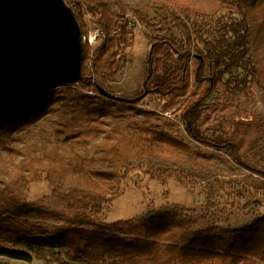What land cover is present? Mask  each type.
Here are the masks:
<instances>
[{
    "label": "trees",
    "instance_id": "obj_1",
    "mask_svg": "<svg viewBox=\"0 0 264 264\" xmlns=\"http://www.w3.org/2000/svg\"><path fill=\"white\" fill-rule=\"evenodd\" d=\"M156 1L170 6L180 23L193 19L196 27L211 25L216 38L207 44L206 54L194 43L190 32L186 47H179L169 38L151 39L148 60L151 75L164 68V50L182 61L179 73L169 83L148 81L150 94L164 101L163 105L157 100L155 104L163 112L180 113L191 139L206 147L227 149L237 163L248 169L246 177L229 184L240 182L249 193L264 195V164L243 162L238 142L217 141L203 128L206 113L214 108L206 102L216 90L224 97L223 103L215 107L220 112H229L236 101L253 96L255 88L264 100V0H210V6L191 0ZM66 2L75 10L84 36H88L84 5L95 10L103 41L95 48L88 40L83 42L82 79L61 85L69 92L65 98L72 96L76 105H82L93 94L118 107L139 106L141 101L125 103L102 96L98 86L108 89L125 63L126 50L133 39V22L128 13H133L143 25L151 26L150 22L126 0ZM190 62H194L193 68ZM194 84L195 91H191ZM50 92L16 115L0 120V135L42 118L51 104ZM72 135L79 139L77 133ZM135 138L138 149L129 133L117 135L105 147L113 165L109 171L90 174L85 170L87 161L79 156L65 164L59 160L41 164L31 158L18 163L16 181L0 189V255L30 261V251L51 246L65 250L71 258L94 264L102 263L110 253L115 257L113 264H264V214L241 228L222 227L216 213L204 215L183 205L144 220L101 219L100 209L111 207L117 198L110 187L120 186L128 178L130 155L135 149L144 155L160 157L192 153L188 144L163 128H148L137 132ZM70 167L73 170L67 172ZM75 175L88 189L74 188L67 194L61 180ZM157 176H176L187 181L186 175L174 168ZM43 180L50 186L49 197H67L68 210L58 223H50L46 220L47 211L34 208L20 196L22 189ZM222 183L217 192L225 189ZM33 214H39L35 221L31 220Z\"/></svg>",
    "mask_w": 264,
    "mask_h": 264
},
{
    "label": "rangeland",
    "instance_id": "obj_2",
    "mask_svg": "<svg viewBox=\"0 0 264 264\" xmlns=\"http://www.w3.org/2000/svg\"><path fill=\"white\" fill-rule=\"evenodd\" d=\"M211 1L191 0L192 3L207 6L211 5ZM126 2L151 26L141 24L133 13H128L133 22V39L126 50L125 63L108 89L118 95L136 97L144 92L146 82V97L140 100L139 106L118 107L101 100L98 95L90 94V98L82 105H76L72 96L65 98L69 94L67 88H53L49 95V110L42 118L0 135V189L16 181L17 164L27 158L37 159L41 164L53 160L65 164L67 160L79 156L87 161L85 170L88 173L109 171L113 165L105 147L112 144L117 135L132 134L134 146L138 149L135 138L137 132L163 128L188 144L192 153L187 156L160 157L144 155L135 149L130 155L131 171L128 178L120 186L110 187L117 198L111 207L100 209L101 219L144 220L183 205L204 215L216 213L220 216L222 227L241 228L250 225L260 214H264V195L249 193L240 182H233L234 185L228 183L246 177L248 169L237 163L234 154L227 149L206 147L191 139L181 114L171 110L163 112L155 102L157 100L163 105L164 101L149 91L148 81L152 80L153 84L169 83L182 67L180 59L164 50V68L151 75L148 60L152 38H169L179 47H186L190 32L194 43L206 54V46L216 38V30L211 25L196 27L193 19L180 23L170 6L157 3L156 0ZM84 9L83 20L89 36L98 32L100 34L101 25L95 10L88 5H84ZM102 41L100 34L92 46L95 48ZM190 64L193 68L194 62ZM195 87L194 84L191 91H195ZM223 101L219 90L207 100L206 105L214 108L206 113L204 130L217 141L238 142V154L243 162L264 164V100L260 92L255 88L253 96L236 101L229 112L216 111L217 104L221 105ZM108 105H111V109ZM72 133H77L79 139ZM169 168L183 172L187 181L176 176H157V173ZM71 170V167L67 168V172ZM76 178V175L72 178L66 176L61 180V186L67 194L74 188L88 189ZM221 183L225 189L217 192V186ZM19 193L34 208L47 211L49 215L46 220L50 223H58L68 210L66 196L55 199L49 197L51 189L46 180L33 183ZM38 217L39 214H33L31 220L35 221ZM30 254V261L0 255V264H94L71 258L58 247L36 248ZM114 260V254L110 253L99 264H113Z\"/></svg>",
    "mask_w": 264,
    "mask_h": 264
},
{
    "label": "water",
    "instance_id": "obj_3",
    "mask_svg": "<svg viewBox=\"0 0 264 264\" xmlns=\"http://www.w3.org/2000/svg\"><path fill=\"white\" fill-rule=\"evenodd\" d=\"M84 32L66 0H0V120L49 90L82 79ZM136 97L98 86L102 96L136 103Z\"/></svg>",
    "mask_w": 264,
    "mask_h": 264
},
{
    "label": "built area",
    "instance_id": "obj_4",
    "mask_svg": "<svg viewBox=\"0 0 264 264\" xmlns=\"http://www.w3.org/2000/svg\"><path fill=\"white\" fill-rule=\"evenodd\" d=\"M99 35H100L99 32L93 36H89V34H88V36H84V41L88 40V42L92 45L94 40H96Z\"/></svg>",
    "mask_w": 264,
    "mask_h": 264
}]
</instances>
